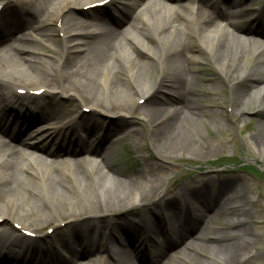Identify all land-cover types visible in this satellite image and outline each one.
I'll return each mask as SVG.
<instances>
[{"label": "bare ground", "instance_id": "6f19581e", "mask_svg": "<svg viewBox=\"0 0 264 264\" xmlns=\"http://www.w3.org/2000/svg\"><path fill=\"white\" fill-rule=\"evenodd\" d=\"M102 1L105 0H0V131L13 138L17 136L12 133L14 130L16 134L27 132L31 140H22L26 145L63 160L59 165L53 164L54 169L44 170L40 166L46 163L43 157L28 158L20 149L0 148V264H97L94 257L79 259L97 247L109 252V247L115 248L117 259L113 264H131L132 260L139 264H187L192 262L190 253L182 254L186 255L182 260L176 254L178 250L201 251L209 246L220 249L223 244L217 243L221 238L229 240L225 254H214L220 264H251L256 253L246 249L244 238L251 231L245 218L233 221L227 229L223 227L224 231L209 228L214 222L209 201L214 199L217 212L228 210L238 191L231 197L222 196L225 182L213 176H194L177 183L175 171L145 162L136 176L139 182L149 183V188L138 191L131 182L118 178L122 174L110 164V150L104 148L116 126L107 127L105 121L81 122L79 116L87 108H101L108 116L120 119L138 107L131 106L133 101L151 97L154 87L165 77L171 82L173 97L145 111L148 117H155L153 150L170 158L178 153L204 155L206 152L194 149L193 139L183 132L182 126L224 112L203 103V81H199L197 71L201 62L210 57L217 73L231 84L233 102L227 106L228 113L239 114L243 120L248 106L254 103L257 112L264 114V43L256 44L255 39L248 38L250 34L264 38V7L256 16L247 17L249 12L237 6L245 0H165L164 5L153 0H110V4H117L118 15L111 12L107 17L98 14L95 19L83 20L69 13L76 7ZM200 1L210 4L216 11L215 18L199 11ZM217 3L229 6V11L218 9ZM233 16L242 17L245 23L233 20ZM222 17L228 20L231 31L220 24ZM60 19L64 29L75 32L62 40L55 56L44 59L37 55L39 48L33 45L44 44L32 33L37 32L44 41L51 40V25ZM78 27L94 30L83 33ZM121 34L125 42L120 40ZM155 43L159 53L152 46ZM139 62L145 64L138 70L144 85L137 80ZM155 64L159 74L153 84L150 77ZM211 81L216 89L219 83L215 78ZM246 81L252 92H243L236 98ZM21 89L27 95L42 89L44 95L55 101H36L31 96L22 100L18 95ZM205 93L215 96V92ZM62 95L76 100L77 106H63L58 100ZM42 120L46 122L41 124L39 133L45 137L36 142L32 140L36 137L30 133V126ZM249 139L256 148L260 142L264 154V121L259 132ZM7 141L11 142L0 134L1 145ZM81 152L84 154L78 156ZM82 167H108L109 171L103 176L98 170L90 172ZM29 180L38 182L44 190L70 181H84L97 191L100 199L83 196L88 207L61 211L60 200L43 197L44 192ZM24 189L39 199L43 197L45 207L22 214L16 207ZM135 207L141 209L144 219L136 222L126 218L123 222L122 216ZM116 213L121 217H116L113 224L84 227L83 232L91 235L88 239L78 235L82 216L89 214L98 220ZM53 221L55 231L67 229L69 240L58 246L47 241L39 246L42 239L51 237L42 227ZM196 229L200 234L194 237ZM27 233H34L35 237ZM190 237L193 240H188ZM156 239H161V244ZM199 239L217 243L205 248ZM122 244L125 249L115 247ZM172 246L179 247L170 250ZM64 253L70 258L64 259Z\"/></svg>", "mask_w": 264, "mask_h": 264}, {"label": "rangeland", "instance_id": "374dc122", "mask_svg": "<svg viewBox=\"0 0 264 264\" xmlns=\"http://www.w3.org/2000/svg\"><path fill=\"white\" fill-rule=\"evenodd\" d=\"M153 1H156V3L160 5H164L163 3H165V0ZM214 1L217 0H212V2ZM109 2H104L103 5L95 3L89 6L76 7L74 12L70 11L69 13L73 16H80L83 20L95 19V17H98V14L102 15V17H107L111 12L118 15L117 4L113 3V5ZM144 2L149 3L150 0H144ZM127 3L138 2L137 0H127ZM216 6L218 9L220 8L222 10L229 11V6L227 7L225 4L217 3ZM237 6H242L243 11L249 12L250 16L248 15L247 17H254L259 14L261 10H263L264 0H245L242 4H237ZM92 9L93 11H90ZM198 9L199 11L206 12V14L212 18H215L216 11L210 6V4L200 1L198 3ZM236 10L239 12L238 9ZM85 11H87V14L83 15L82 13ZM232 18L239 23H245L242 17L233 16ZM219 22L223 27L231 31V28L228 26L227 19L222 17ZM51 27L53 31L50 36L51 40L48 41H44L43 37L37 32L32 33L34 37L42 41L44 44V46L33 44L34 47L39 48L37 55L44 59L55 56V51L61 44L62 40L66 37L72 36V34L75 32L74 29H64L61 19L59 22L53 23ZM77 30L83 33H90L93 32L94 29L78 27ZM119 38L122 42H125L123 34L119 35ZM248 38H250V40L255 39L254 41H256V44L264 43V38L256 37L253 34H250ZM152 46L154 49H156V53H159L158 44L155 43ZM11 55L12 54H9L8 56ZM139 63L140 64H138L136 67L137 73L138 70L142 69V67L145 65L144 62ZM197 71L199 81H203L202 92L200 93L202 98L205 99L203 103H208L209 108L211 109L224 112L221 115L204 116L200 118L198 122L193 123V125L189 124L182 126L183 132L193 139L195 145L194 149L201 150L204 153L206 152L204 155H201V153L196 155L193 151V155L191 153H178L176 156L170 158L161 156V154H158L153 150L151 143L153 141V130L156 128V122H154L155 117L152 115L148 117L145 111L146 109H149L159 103H164L173 97L171 82L165 77L163 79L161 78L154 87L152 91L153 95L151 97L149 95L147 99H136L133 101V103H131L132 107H134L136 104H138V107H135V109H133L128 115L119 119V117H115V115L108 116V113H105V111H103L101 108H87L79 116V121H98L99 123L105 121L107 123V127L116 126L115 129H111L112 133L108 139L105 140L104 148L110 150V164L114 169H117L122 174L118 178L125 182H131L137 187L138 191L140 189L149 188L147 187L149 183L139 182V179L136 176V173L140 170L144 162L146 164H155L159 169L163 168L165 170L175 171L177 183H181L183 180L194 178V176L196 179H206L208 176H213L214 179L225 182L224 184L226 190L223 192L224 194L222 196L231 197L234 196L235 191H238L228 210L224 209L217 212V207L214 206V204H216L214 199L209 201V203L205 202L206 204H209L211 208L210 215L214 217V222L209 225V228L214 229V231L221 230L223 227H226L227 229L233 221H236L238 218H245L247 221V228H249L251 231L250 236L248 238H244L246 249L250 253H256V258L251 264H264V154L261 152L262 144L258 142L259 148H256L254 146L255 144H253L249 139L261 129V123L264 121V114L257 112L258 108L255 107L256 105L254 103L248 106L249 110L246 115H244L243 120L239 114L233 115L227 112V106L231 105L233 102V99L230 96L231 84L227 83L224 75H219L217 73L215 65L210 57L207 61L201 62L197 66ZM158 74L159 72L157 69V64H155V69L152 71L150 77L153 84L155 83L154 81L158 80ZM253 74L254 76L262 75V73ZM253 74L251 73V75ZM213 78H215L216 82L219 83L216 86L217 90L214 88L215 83L211 81ZM137 80L140 85H144L142 73H138ZM248 85L249 82L247 81L242 84L240 90L237 92L236 98H240L243 92L245 94L249 91L252 92V90L247 88ZM147 88L150 89V85ZM205 90L208 93L215 92V96L206 95L207 93H205ZM19 96L22 100L26 99L22 93H20ZM34 99L36 101L42 100L49 103L55 101L53 97H49L44 94H39V96H36ZM117 99L120 98L117 97ZM58 100L63 106L69 105V107L72 108L77 106L76 100L68 98L65 95L59 97ZM45 122L46 120H42L40 122L31 124L30 130L32 131H30V133L36 137L32 140L38 142L44 139L43 137L45 136L40 137L41 133L39 132L40 128L42 129L41 124H44ZM115 135L117 138H110L111 136L114 137ZM26 138L31 140L29 137H27V132L26 135L25 133L21 132L13 141L5 142V145H1L0 143V148L2 150H7L5 147L9 146L8 150L20 149L22 152L24 151L23 153L26 154L28 158H36L39 156L43 157L42 159H44L46 163H40V166H42L44 170L54 169L53 164L59 165L63 161L29 147L22 141ZM91 141H93V139ZM72 162H74V160L71 161V163ZM82 168L90 172H95L98 170L103 176H106L109 171L108 167H94L88 169L85 167ZM28 182H31L33 186L43 191V197L44 195H47L60 200L61 202L58 204V208L61 211L64 210L69 212L71 209L77 206L88 207L83 196H87L95 200L100 199L97 191L92 189L89 184L84 181H79L78 184L76 182L70 181L69 184H61L57 188H54L51 185L52 188L49 190H44V188L38 182L32 180H29ZM43 197L39 199L38 197L30 194L28 190L24 189L21 191L20 196L18 197L19 200L17 203H19L18 207L16 208L18 210L21 209V212L24 215L32 214L33 212L45 207ZM127 214L122 216L121 220L123 222L127 219L133 218L136 222L144 219V214L138 207L131 209ZM116 217L120 218L121 216L116 213L113 215L102 216L100 219L95 220L92 216L86 214L82 216L80 221L81 226L77 233L78 235H81L82 239H88L87 237H91V235L83 232L84 227H96L103 224H113ZM66 218L68 219L67 216ZM54 224V221L52 223L46 224L42 227V231L51 232V230H53ZM66 230L67 229L63 228H60V230L57 229L56 231L54 230L51 237L48 239L45 238V240L42 239L38 243L39 246H43L45 241L52 243L54 246H58L59 244L68 241L69 236ZM224 230L225 228L222 229V231ZM112 231L117 233L115 230ZM198 231L197 229L194 231L196 232L194 237L200 234ZM83 235L86 237H83ZM192 238L193 237H190L188 240L190 239L191 241L193 240ZM228 240L229 238H221L218 243H212L207 239H199L198 242L205 248L208 245H213L216 243L223 244L224 246L221 245L220 249L209 246L208 249L206 248L201 251L194 249L192 250L190 248H181L176 254H178L177 256L180 257L179 259L183 260L184 257L190 253L192 262H187V264H198L199 262L220 264L217 258H215L214 254L220 256L225 254V243H227ZM160 241L161 239H156L157 244H161ZM115 247L125 249L126 246L122 244L116 245ZM177 247L179 246H172L170 250ZM109 249L110 252L109 250L107 251L97 247L95 250L88 252L86 256L79 257V259L94 257V260L97 262V264H108V262H112L111 264H113L117 259L115 258L113 252V249L115 250V248L109 247ZM64 254V259L67 260L70 258L67 253ZM182 254L186 255L184 256ZM146 255L148 259H151L149 252H146ZM84 264L90 263L86 262ZM131 264L139 263L137 261L135 262V260H132Z\"/></svg>", "mask_w": 264, "mask_h": 264}]
</instances>
